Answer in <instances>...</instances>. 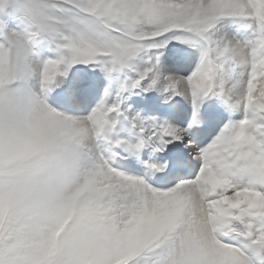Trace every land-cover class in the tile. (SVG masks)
<instances>
[{"label": "snow or ice", "instance_id": "snow-or-ice-1", "mask_svg": "<svg viewBox=\"0 0 264 264\" xmlns=\"http://www.w3.org/2000/svg\"><path fill=\"white\" fill-rule=\"evenodd\" d=\"M0 264H264V0H0Z\"/></svg>", "mask_w": 264, "mask_h": 264}, {"label": "rangeland", "instance_id": "rangeland-1", "mask_svg": "<svg viewBox=\"0 0 264 264\" xmlns=\"http://www.w3.org/2000/svg\"><path fill=\"white\" fill-rule=\"evenodd\" d=\"M168 47H172V44H169ZM175 47L180 48V47H182V45L176 44ZM82 71H83V75L78 76L77 70L74 69L72 71V73H70L68 82L65 84V87L63 89H60V90L53 92L51 94V97H49V99L51 100V98H52V100H51V102H50V100L48 101V103L51 107H53L57 111H60L61 113H65L68 115H78V114H80V110L83 109L86 105H94L96 99L99 97L98 95L102 94L100 90H96L93 95L89 96L86 100H81L79 103H75L71 99L73 92L87 88L90 84V81L98 75L97 73L91 72L89 70H82ZM183 72L185 73V71H183ZM189 72H191V69H189ZM189 72L187 71L186 72L187 74L186 73L185 74L188 75ZM170 74H172V73H170ZM240 89L243 91L242 87ZM240 89H238L237 94L242 92ZM56 97H57V99H56ZM156 99H158V100L156 101ZM52 101H53V104H52ZM140 101L144 105H142V103ZM137 102H139L141 106ZM153 105L158 109L155 108L154 110H151L152 108H154ZM144 106H145V109H142V108H144ZM128 107L134 108L135 110H139L140 112L142 111L143 113L145 112L146 114H144V115L146 118L151 117L153 119H159V120H161L159 116H162L161 115L162 110L169 111V109H167L169 107L167 105H164L162 102V98L158 97L155 93L149 94V96L144 97V98L134 97L132 100H130L128 102ZM155 111L156 112L159 111V112L156 114ZM151 114H153V115H151ZM241 118H242V116L238 117L235 120V122L239 121ZM216 134H218V133H215V131H214L213 135L211 134L212 139L215 138ZM209 138H211V136ZM205 139L207 141L210 140L207 137ZM206 140H204V141H206Z\"/></svg>", "mask_w": 264, "mask_h": 264}, {"label": "bare ground", "instance_id": "bare-ground-1", "mask_svg": "<svg viewBox=\"0 0 264 264\" xmlns=\"http://www.w3.org/2000/svg\"><path fill=\"white\" fill-rule=\"evenodd\" d=\"M180 63L182 64V66H183V71H185V73L188 71L189 72V69H191V71L194 69L193 67L195 66V64L193 65V64H185L184 63V61L183 60H181L180 61ZM191 72H189L188 74H190ZM172 74H175V73H172ZM187 74V73H186ZM241 90V89H240ZM242 91V90H241ZM100 94V93H99ZM154 94V93H153ZM99 96V95H98ZM51 97V96H50ZM152 97V96H151ZM54 99V98H53ZM56 99H57V97H56ZM50 100V99H49ZM51 100H52V98H51ZM51 100H50V102H51ZM144 100V99H143ZM158 99H156V101H157ZM55 102V101H54ZM141 102V101H140ZM153 102V101H152ZM161 102V101H160ZM56 103V102H55ZM139 105H140V103L139 102H137ZM142 103V102H141ZM52 104H53V101H52ZM142 105H144L143 103H142ZM155 105V104H154ZM153 105V106H154ZM160 105V104H159ZM141 106V105H140ZM164 107V106H163ZM156 108V107H155ZM142 109H145V106H144V108H142ZM156 109H158V108H156ZM164 109V108H163ZM167 109H169V108H167ZM151 110H154V108H152ZM170 111V110H169ZM169 111H167V110H162V112H161V115L162 116H159L160 117V119H161V121H167V122H169V123H172V120L170 119V112ZM142 112V111H141ZM156 112V111H155ZM159 111H157L156 112V114L158 113ZM143 113V112H142ZM154 113V112H153ZM143 114H146L145 112L143 113ZM184 114H185V110L183 109V108H181L180 110H178L176 113H175V119L177 120V121H182V118H183V116H184ZM151 115H153V114H151ZM150 115V116H151ZM156 116V115H155ZM242 116V113H237V114H235L233 117H232V121L233 122H235V120L238 118V117H241ZM158 117V118H159ZM151 118V117H150ZM227 123V120H223V121H219L218 122V125H219V127H217L216 125H213V126H211V127H206L200 134H199V137H198V139H199V142H204V140H206L205 138L207 137L208 139H209V137L211 136V138H212V135H213V133H214V131H215V133H218L217 131H219V129L220 128H223L224 126H225V124ZM212 134V135H211ZM210 141V140H209ZM208 141V142H209ZM176 151H180V149L179 148H176L175 149Z\"/></svg>", "mask_w": 264, "mask_h": 264}]
</instances>
